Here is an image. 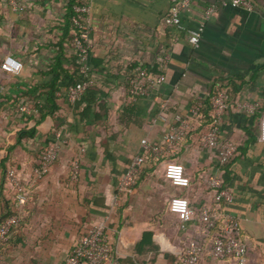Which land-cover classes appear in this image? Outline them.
Segmentation results:
<instances>
[{
	"label": "crops",
	"instance_id": "1",
	"mask_svg": "<svg viewBox=\"0 0 264 264\" xmlns=\"http://www.w3.org/2000/svg\"><path fill=\"white\" fill-rule=\"evenodd\" d=\"M250 1L252 11L220 0H189L180 11L182 25L203 26L193 47L185 33L166 23L167 0H91L95 84L69 103L66 88L78 77L69 44L73 0H0V64L6 56L22 64L18 74L0 69V219L14 212L20 216L0 264H63L77 239L99 222L105 223L120 263L174 264L186 239L198 235L200 227L191 222L181 231L169 201L185 195L192 208L214 207L205 180L218 171L217 149L200 150L201 133L195 131L171 156L147 154L128 195L118 191V178L140 154L142 139L159 143L173 117L187 115L194 106L205 109L216 86L228 90L232 106L224 115L221 138L237 145L222 173L233 201L221 211L240 225L247 264H264V142L258 138L264 114V0ZM210 5L217 11L205 19ZM136 66L154 76L163 74L165 80L151 94L132 101L126 86ZM52 89L53 111L46 106ZM162 100L168 101L166 122L158 119ZM236 102L257 103L258 109L247 115L233 107ZM21 106L31 114L21 112ZM21 130L33 131V136L18 143ZM55 133L60 136L57 160L37 180L32 169L39 164L41 149L55 141ZM172 160L191 178L189 189L165 178V166ZM9 166L29 191L23 206L3 183ZM212 238L213 233L206 237L198 264H236L210 257Z\"/></svg>",
	"mask_w": 264,
	"mask_h": 264
},
{
	"label": "built area",
	"instance_id": "2",
	"mask_svg": "<svg viewBox=\"0 0 264 264\" xmlns=\"http://www.w3.org/2000/svg\"><path fill=\"white\" fill-rule=\"evenodd\" d=\"M224 4H229L233 8H240L245 11H252L253 4L250 0H220ZM91 0H75L71 5L70 22L72 25L70 33V45L75 53V60L78 65V80L75 84L66 88V99L69 103H75L89 91L95 84V77L90 63L91 42H90V11ZM169 4L166 23L181 33L187 35L190 45L197 47L203 31L200 25L196 29H186L180 19V11L186 7L189 0H167ZM215 5L208 6L204 11V18L209 19L215 12ZM264 33V30H263ZM0 69L6 74H18L22 69V64L13 56L3 58ZM163 74L152 75L144 66H136L130 75L126 92L128 97L135 101L140 97L147 96L154 92L163 83ZM168 101L162 100L159 103L158 119L166 122L163 114L167 110ZM209 126L204 134L198 139L200 150L217 149V172L210 175L205 180L206 187L212 193L214 207L203 204L198 208H192L185 195H175L168 204L169 211L174 214L179 221V229L185 232L191 222H197L200 233L186 239L181 257L174 264H198L204 253L206 237L213 233L211 244L209 245L210 257L223 262L233 259L236 264H247V247L241 239V228L237 219L221 211L222 206L233 201V195L224 187L222 173L225 167L232 160L236 153L237 145L231 139L221 138V126L226 111L232 107L230 103V93L222 86H216L209 96ZM233 107L247 115H253L258 109V104L253 102H236ZM20 111L31 114L32 110L27 106H21ZM203 122L201 106H194L189 109L185 116L175 115L172 122L166 127L161 141L149 142L146 139L140 141L141 152L133 157L126 169L118 178L117 189L121 194L128 195L136 184L141 170L149 154L156 158L171 156L179 144L188 136L194 134ZM55 141L43 147L39 155V164L32 169L35 179L39 180L47 175L57 160L60 149V136L55 133ZM258 138L264 142V114L259 121ZM72 177L78 173V163L71 166ZM165 178L171 185L189 189L191 178L186 174L182 165L176 162H169L164 170ZM5 186L9 187L13 193L16 203L20 206L26 204L29 191L24 186L14 166H9L4 173ZM1 180V179H0ZM20 223L19 214L15 213L5 217L0 221V253L8 240L10 231ZM63 264H122L113 255L109 238L106 234L104 222H99L84 234H82L72 249L66 256Z\"/></svg>",
	"mask_w": 264,
	"mask_h": 264
},
{
	"label": "trees",
	"instance_id": "3",
	"mask_svg": "<svg viewBox=\"0 0 264 264\" xmlns=\"http://www.w3.org/2000/svg\"><path fill=\"white\" fill-rule=\"evenodd\" d=\"M75 2V0H73V3ZM73 3H71L70 4V14H69V17H68V19H69V27H70V29L72 28V25H71V22H70V16H71V5L73 4ZM70 39V38H69ZM69 44H70V40H69ZM73 67H74V70H75V74H77V72H78V65H77V63H76V60H75V57L73 58ZM60 72H61V70H60ZM78 75V74H77ZM76 75V76H77ZM77 80H78V77H77V79H75V80H73V82H71V84H69V85H73V84H75L76 82H77ZM207 105V107L204 109V108H202L201 107V113H202V115H203V122H202V124H201V126L198 128V129H196V132L197 133H201V134H204V133H206V131H207V127L209 126V124H210V120H209V112H210V107H209V104L208 103H206ZM47 107H48V109L49 110H51V111H53L54 109H55V105H54V93H53V89L51 90V92L49 93V97H48V100H47V105H46ZM47 113V112H46ZM49 113V112H48ZM40 116L42 117L43 115L40 113ZM261 118V117H260ZM33 136V131H26V130H21L19 133H18V135H17V142L18 143H20L21 142V140L22 139H28V138H31ZM189 137V136H188ZM187 137V138H188ZM186 139V138H185ZM184 139V140H185ZM183 140V141H184ZM181 144V143H180ZM179 144V145H180ZM176 150V149H175ZM174 153H175V151H174ZM173 153V154H174ZM172 154V155H173ZM173 161V160H172ZM174 162V161H173ZM177 163V162H176ZM3 183H4V180H3ZM0 184H1V180H0ZM16 201V200H15ZM12 214H15V212L14 213H10V214H8L7 216H9V215H12ZM7 216H5V217H7ZM5 217H3L2 219H0V221H2Z\"/></svg>",
	"mask_w": 264,
	"mask_h": 264
}]
</instances>
